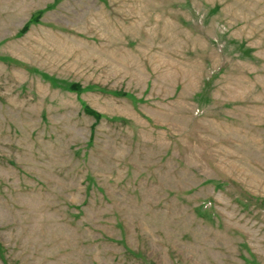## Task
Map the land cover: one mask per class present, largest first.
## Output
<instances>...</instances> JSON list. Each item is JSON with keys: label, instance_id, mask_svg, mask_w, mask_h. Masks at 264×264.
<instances>
[{"label": "rangeland", "instance_id": "374dc122", "mask_svg": "<svg viewBox=\"0 0 264 264\" xmlns=\"http://www.w3.org/2000/svg\"><path fill=\"white\" fill-rule=\"evenodd\" d=\"M0 264H264V0H0Z\"/></svg>", "mask_w": 264, "mask_h": 264}, {"label": "trees", "instance_id": "16d2710c", "mask_svg": "<svg viewBox=\"0 0 264 264\" xmlns=\"http://www.w3.org/2000/svg\"><path fill=\"white\" fill-rule=\"evenodd\" d=\"M88 113H91V114L97 116V114L95 112H93V111L88 110Z\"/></svg>", "mask_w": 264, "mask_h": 264}]
</instances>
